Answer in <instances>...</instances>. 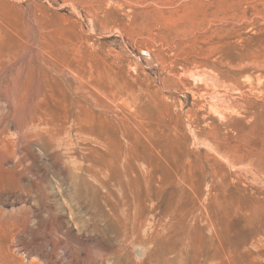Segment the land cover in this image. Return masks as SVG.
Masks as SVG:
<instances>
[{"label": "rangeland", "instance_id": "rangeland-1", "mask_svg": "<svg viewBox=\"0 0 264 264\" xmlns=\"http://www.w3.org/2000/svg\"><path fill=\"white\" fill-rule=\"evenodd\" d=\"M0 264H264V0H0Z\"/></svg>", "mask_w": 264, "mask_h": 264}, {"label": "bare ground", "instance_id": "bare-ground-1", "mask_svg": "<svg viewBox=\"0 0 264 264\" xmlns=\"http://www.w3.org/2000/svg\"><path fill=\"white\" fill-rule=\"evenodd\" d=\"M31 129V128H30Z\"/></svg>", "mask_w": 264, "mask_h": 264}]
</instances>
